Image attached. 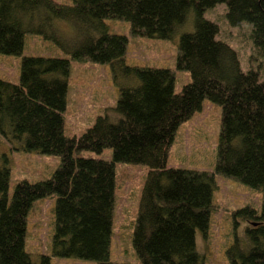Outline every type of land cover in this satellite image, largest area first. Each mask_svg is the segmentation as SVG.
Returning a JSON list of instances; mask_svg holds the SVG:
<instances>
[{"label":"trees","instance_id":"trees-1","mask_svg":"<svg viewBox=\"0 0 264 264\" xmlns=\"http://www.w3.org/2000/svg\"><path fill=\"white\" fill-rule=\"evenodd\" d=\"M225 4L232 27L252 26L256 48H264V0H0V54L21 55L28 33L52 40L71 59L110 64L134 77V87H119L114 108H107L80 136L63 135L69 59L22 57L16 84L0 79V131L22 150L60 158L46 180L20 181L8 197L9 169L0 154V264L33 262L24 248L26 217L37 199L56 196L52 254L96 264L109 261L114 163L148 168L132 233L139 264H203L195 235H206L214 174L167 167V153L178 126L207 99L221 107V129L214 173L259 189L261 211H235L247 221L251 246L232 247L230 264H264V82L257 72L241 70L237 53L217 36L218 26L203 13ZM192 14L193 30L180 36L176 67L190 82L174 92L169 69L124 64L127 38L110 34L105 19L129 23L134 36L170 40ZM58 20L80 33L64 45L44 28ZM109 112L118 117L111 120ZM112 150V160L83 158L81 151ZM253 221V222H252ZM235 248V252L233 249ZM126 264V263H120Z\"/></svg>","mask_w":264,"mask_h":264},{"label":"rangeland","instance_id":"rangeland-1","mask_svg":"<svg viewBox=\"0 0 264 264\" xmlns=\"http://www.w3.org/2000/svg\"><path fill=\"white\" fill-rule=\"evenodd\" d=\"M54 1L60 4L72 2ZM225 13V4H218L207 9L203 17L218 26L217 38L235 50L241 70L257 72L260 81L264 82V48L254 46L251 24L243 22L240 26L232 27L227 23ZM103 22L110 34L127 38L123 58L125 65L169 69L174 76L175 93H179L181 88L190 82L189 73L177 69L176 58L180 36L193 30L191 13L170 40L134 36L130 32L129 23L123 20L105 19ZM45 27L47 33L55 35L64 45L71 44L80 33L75 25L58 20L49 22ZM37 56L64 58L70 61L66 107L63 112V135L66 138L80 136L94 124L98 116L106 113L107 108H114L120 86L134 87L138 84L136 78L124 74L120 67H116L114 78L110 64L71 59L52 40L31 33L25 35L21 55L0 54V79L18 83L21 58ZM114 113L109 112L113 121L118 117ZM220 129L221 107L205 99L201 109L178 126L167 153V167L214 174L216 187L211 197L208 229L206 235L200 231L195 235L196 249L203 255V264H230L227 253L232 247L243 253L250 248L251 243L246 233L248 223L241 217L234 216V213L246 207L255 210L257 215L261 211L262 193L259 189L214 173ZM0 154L5 155L7 159L9 198L18 182L36 183L49 179L60 164V158L56 155L23 151L21 142H9L1 131ZM77 156L111 161L112 150L104 149L100 154L81 151ZM147 171L148 168L140 164L114 163V202L109 245L111 263H140L133 248L132 233ZM55 201L54 195L37 199L28 211L24 248L30 259L38 262L44 255L49 257L50 264H96L94 261L73 257L60 258L52 254Z\"/></svg>","mask_w":264,"mask_h":264}]
</instances>
